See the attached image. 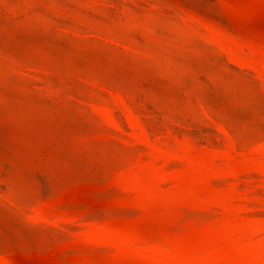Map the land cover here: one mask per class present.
Listing matches in <instances>:
<instances>
[{"label": "rangeland", "instance_id": "rangeland-1", "mask_svg": "<svg viewBox=\"0 0 264 264\" xmlns=\"http://www.w3.org/2000/svg\"><path fill=\"white\" fill-rule=\"evenodd\" d=\"M0 264H264V0H0Z\"/></svg>", "mask_w": 264, "mask_h": 264}]
</instances>
